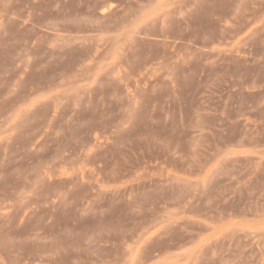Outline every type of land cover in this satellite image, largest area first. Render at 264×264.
Instances as JSON below:
<instances>
[{"label": "rangeland", "instance_id": "1", "mask_svg": "<svg viewBox=\"0 0 264 264\" xmlns=\"http://www.w3.org/2000/svg\"><path fill=\"white\" fill-rule=\"evenodd\" d=\"M0 264H264V0H0Z\"/></svg>", "mask_w": 264, "mask_h": 264}]
</instances>
